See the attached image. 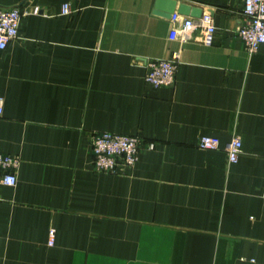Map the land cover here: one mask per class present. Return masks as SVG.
Listing matches in <instances>:
<instances>
[{
	"label": "crops",
	"instance_id": "crops-1",
	"mask_svg": "<svg viewBox=\"0 0 264 264\" xmlns=\"http://www.w3.org/2000/svg\"><path fill=\"white\" fill-rule=\"evenodd\" d=\"M176 1L210 11V42L170 38L155 0H0L39 7L0 49V152L20 158L0 184V264H264V43L237 35L242 0ZM173 51L174 82L146 83ZM99 131L140 137L138 158L96 170Z\"/></svg>",
	"mask_w": 264,
	"mask_h": 264
},
{
	"label": "built area",
	"instance_id": "built-area-1",
	"mask_svg": "<svg viewBox=\"0 0 264 264\" xmlns=\"http://www.w3.org/2000/svg\"><path fill=\"white\" fill-rule=\"evenodd\" d=\"M70 11L68 3L61 5V12ZM39 12L38 6L31 8L19 6H0V49L7 46L9 41L18 35L22 17L28 13ZM173 22L169 30V37H179L181 41L190 39L191 32L197 27L201 30V39L208 43L212 40L215 26L210 11H203L199 16H191L174 12L170 16ZM237 35L241 38L244 48L248 52L256 51L264 43V0H242V17L236 26ZM179 54L173 51L168 57L149 60L145 63L144 80L153 87L171 85L175 73ZM3 99L0 96V114ZM198 145L204 149L219 147L217 137L202 134L198 138ZM241 139L233 136L225 145L227 160L235 162L241 151ZM89 147L92 163L99 171H121L130 166L138 158L141 139L137 135L117 133L111 131L92 132L89 136ZM20 158L17 154L0 152V184L14 185L16 183L15 169ZM54 229H49L48 243L51 244Z\"/></svg>",
	"mask_w": 264,
	"mask_h": 264
},
{
	"label": "water",
	"instance_id": "water-1",
	"mask_svg": "<svg viewBox=\"0 0 264 264\" xmlns=\"http://www.w3.org/2000/svg\"><path fill=\"white\" fill-rule=\"evenodd\" d=\"M179 12L185 15L199 16L202 13L200 7L176 0H155L153 13L170 17L172 13Z\"/></svg>",
	"mask_w": 264,
	"mask_h": 264
}]
</instances>
